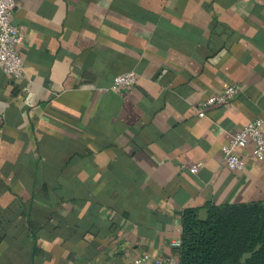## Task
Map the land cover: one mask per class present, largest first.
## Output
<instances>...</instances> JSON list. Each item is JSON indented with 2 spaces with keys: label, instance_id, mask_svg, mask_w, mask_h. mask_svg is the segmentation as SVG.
<instances>
[{
  "label": "crops",
  "instance_id": "0c3cea01",
  "mask_svg": "<svg viewBox=\"0 0 264 264\" xmlns=\"http://www.w3.org/2000/svg\"><path fill=\"white\" fill-rule=\"evenodd\" d=\"M17 2L25 75L0 69V264L178 254L185 209L264 201L253 144L241 172L221 150L264 120V0ZM129 70L138 83L112 89ZM230 84L239 96L200 115Z\"/></svg>",
  "mask_w": 264,
  "mask_h": 264
},
{
  "label": "trees",
  "instance_id": "16d2710c",
  "mask_svg": "<svg viewBox=\"0 0 264 264\" xmlns=\"http://www.w3.org/2000/svg\"><path fill=\"white\" fill-rule=\"evenodd\" d=\"M206 208L184 210L179 264H264V201Z\"/></svg>",
  "mask_w": 264,
  "mask_h": 264
},
{
  "label": "built area",
  "instance_id": "2783aa9c",
  "mask_svg": "<svg viewBox=\"0 0 264 264\" xmlns=\"http://www.w3.org/2000/svg\"><path fill=\"white\" fill-rule=\"evenodd\" d=\"M18 6L17 0H0V69L15 79H22L25 75V60L21 50L25 44L24 36L16 25L11 15ZM139 75L134 70L123 71L115 75L112 89L131 88L136 85ZM240 94V86L230 84L208 98L204 99L197 107L200 115H204L211 106H220L236 99ZM264 120L262 118L251 121L236 131L228 143L221 146L223 159L226 166L237 172L245 168L242 149L249 143L253 144L254 156L257 160H264V131L261 129ZM201 162L194 163L190 170L198 172ZM174 247L181 245L180 241H173ZM178 254H166L163 257H154L149 252L135 257V264H178Z\"/></svg>",
  "mask_w": 264,
  "mask_h": 264
}]
</instances>
